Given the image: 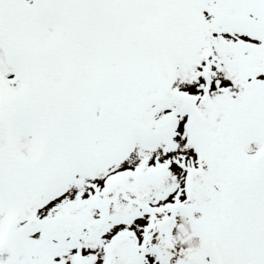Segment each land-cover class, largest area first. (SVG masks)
Segmentation results:
<instances>
[{"label":"snow or ice","instance_id":"obj_1","mask_svg":"<svg viewBox=\"0 0 264 264\" xmlns=\"http://www.w3.org/2000/svg\"><path fill=\"white\" fill-rule=\"evenodd\" d=\"M0 264H264V0H0Z\"/></svg>","mask_w":264,"mask_h":264}]
</instances>
